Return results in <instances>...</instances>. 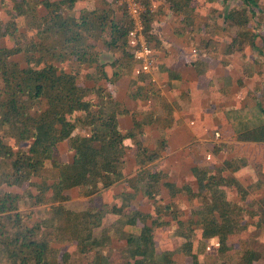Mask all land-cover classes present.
<instances>
[{"label":"trees","instance_id":"trees-1","mask_svg":"<svg viewBox=\"0 0 264 264\" xmlns=\"http://www.w3.org/2000/svg\"><path fill=\"white\" fill-rule=\"evenodd\" d=\"M11 1L8 21L0 16V39L13 42L11 47L0 48V264H58L61 251L63 263L77 254L81 264H113L108 251L113 240L125 243L122 264H178L176 255L190 258V264H211L202 259L204 248L216 246L224 255L231 250L233 237L251 227L262 229L264 198L252 199L256 188H245L238 180L246 159L225 158L222 166L213 169L193 167L195 190L171 182L161 167L168 149L165 134L153 146L141 139L147 128L155 126L164 132L171 124L172 108L162 104L142 68H135L132 52L139 44L130 39L132 22L117 0H103L93 10L81 8L82 0ZM232 1L221 0L225 5ZM170 2L175 13L186 14L182 20L186 22L187 10L193 8L191 0ZM260 2L240 0L241 8L227 6L223 29L236 27L238 31L227 44L226 54L255 45L258 32L252 21L262 13ZM144 5V35L155 47L159 44L153 34L156 14L148 3ZM215 42L204 41V48ZM18 56L25 62L17 60ZM125 76L131 77V97L141 103L153 100L163 108L164 118L155 113L139 117L116 99L109 86L101 84L105 81L114 88ZM127 115L133 128L124 131L120 119ZM238 139L264 142V125ZM127 140L134 144L137 165L131 178L125 176L132 149ZM66 142L73 156L60 161L59 146ZM219 152L215 148L214 153ZM48 162L55 170L51 175L46 174ZM25 186L26 200L32 206L50 204L49 218L30 219L20 210L24 196L6 190ZM121 186L101 206L91 203L78 211L65 205L75 189L92 201ZM140 195L152 204L149 212L135 206ZM179 196L188 198L191 209L179 207ZM113 215L112 225L106 227ZM164 227H175L172 237L184 242L161 250L156 229ZM195 231L200 232L198 247L196 235L191 237ZM261 258L257 250L245 248L239 264H259Z\"/></svg>","mask_w":264,"mask_h":264},{"label":"crops","instance_id":"crops-1","mask_svg":"<svg viewBox=\"0 0 264 264\" xmlns=\"http://www.w3.org/2000/svg\"><path fill=\"white\" fill-rule=\"evenodd\" d=\"M88 1L82 0L79 6L88 9L84 7V2ZM202 1L191 0L193 8L187 10V23L182 21L186 14L175 13L170 0L164 3L162 12L151 7L156 14L153 34L159 44L152 46L156 66L144 74L158 90L162 104L172 108L168 115L171 124L165 126L164 132L155 126L151 128L159 137L168 135V149L161 167L169 174L171 182L180 187L188 184L197 190L193 167L213 169L222 166L225 158H244L247 165L241 167L238 180L245 188H256L251 198L260 201L264 198V142L242 141L238 136L264 125V34L259 33L264 24L257 26L254 46L243 52L226 54L224 41L231 39L223 26L230 4L225 5L221 0ZM260 10L264 14V0L260 2ZM237 31L235 27L228 35L234 37ZM210 40L219 41V46L209 49L201 46L202 42ZM135 68L138 71L142 67L136 63ZM125 78L131 82V77L125 76L114 86L116 90ZM124 105L131 110L127 103ZM162 109L159 107L153 112L164 118ZM141 112L139 117L144 115V111ZM120 124L124 131L133 128L130 115L123 116ZM126 143L132 148L130 153H135L134 144L130 140ZM215 148L220 149L218 155L214 153ZM130 167H134V171ZM136 172L135 158L132 165L128 160L126 178L133 177ZM118 193L106 192L104 199L112 200V195ZM236 199L240 201V197ZM177 201L183 203L182 210L191 209L186 196H179ZM197 204L195 201L194 205Z\"/></svg>","mask_w":264,"mask_h":264},{"label":"rangeland","instance_id":"rangeland-1","mask_svg":"<svg viewBox=\"0 0 264 264\" xmlns=\"http://www.w3.org/2000/svg\"><path fill=\"white\" fill-rule=\"evenodd\" d=\"M2 3V8H3V12H1V19L8 21L9 17L7 15V9L6 7L9 9L11 7V0H0V2ZM112 1V0H109ZM143 3H148L149 6L151 7H156L158 10L160 9L161 12L163 11V9L165 8L164 3L166 4L169 0H142ZM204 1V0H203ZM202 1V2H203ZM103 1L102 0H90L88 2H84V7L87 6L88 9L93 10V9H97L99 7H101ZM230 8L231 9H238L241 8L240 5V0H234L230 3ZM253 21H252V26L256 27V29L258 28L257 26H259V23L262 25L264 24V14L263 13H257L254 17H253ZM263 21V22H261ZM224 27V26H223ZM261 27V26H260ZM232 31H234L233 29H229L227 30V36L229 37V39L232 40L233 35L229 33H231ZM260 34H264V29L262 28L261 31H259ZM26 38V37H25ZM24 38V39H25ZM219 41H216V45L219 46V44L217 43ZM227 44L230 42V40H226L224 41ZM215 45V46H216ZM11 47L13 46V42L10 40H7V38H3L0 39V48L2 47ZM201 46L204 48L205 45L203 44V42L201 43ZM213 46V45H212ZM211 46V47H212ZM227 47V45H226ZM17 60H19L21 63H24V57L22 56H18L16 57ZM108 72L110 75H112V70L111 68H107ZM89 85H92V83H88ZM103 85L105 86H109L110 90L113 91V93H115V97L118 101H120L122 103V105L124 104H128V107H130V109L134 112H137V114L140 115V113H142L141 111H144V115H150L153 111L157 112V108H159V106H157L155 104V102H146V101H142V103L140 101H136L135 99H133L131 96V92H133V89L130 87V79L129 78H125V81L122 82V86H120L118 88V90H116L115 88H113L112 86H110L108 83H106L105 81H102ZM116 90V91H115ZM117 92V93H116ZM153 112V113H154ZM146 136H142L141 139L143 140V142H145V145H149V146H153L155 144V142L159 139V134L157 132H154L153 134V129L151 128H147L146 132L143 133ZM166 137H168V135H165ZM59 159L60 161H70L72 159L73 154L70 152L68 143H63L59 146ZM134 151H132V153H130L129 155V161L132 165L133 160H134ZM131 171H134V167H130L129 168ZM53 172H55L53 165L51 162L47 163L46 166V174H53ZM33 189V188H32ZM6 190H10L13 192H16L22 196H24V200L23 202L21 201L20 203V207H21V211L22 212H26L29 214L30 219L34 220V221H41L43 219L49 218L51 216V206L50 204L48 205H43V206H32L31 205V201L30 200H26L28 198L27 197V190H26V186L23 188H16V187H12V188H6ZM121 190V187H116V189L111 190V192H119ZM33 191L35 192V190L33 189ZM82 191L75 189L72 191V200L68 203H66L65 205L67 206V208L69 209H74V210H78L81 211L85 208H87L89 206V204L93 203L96 206H101L104 203V198L102 195L96 196L94 197V199L92 201H90L89 198H85L81 195ZM164 193L166 194V191L164 190ZM165 199H169L168 194L164 195ZM237 198V197H236ZM234 197V199H236ZM237 200V199H236ZM183 203H178L179 207H181ZM135 206H137V208L141 209L144 212H149L150 210H152V204L146 200L145 198H143L141 195L139 196V198L137 199V202H135ZM113 216H109V220H107L106 222V227H110L111 221L113 220ZM185 219H187L185 217ZM111 224V225H110ZM174 230L175 227H170V228H160V229H156V234H157V241H158V245L159 248L161 250H167V249H173L175 247H177L178 245H180L181 243L184 242L183 239L180 238H173V234H174ZM99 235L101 234V229L97 230V232ZM196 235V247H198V240H199V235L200 232L199 231H195L191 237L194 238V236ZM230 245L231 250L224 255H221L217 252V247L213 246V247H206L204 248V251H201L202 253V259L206 262H209L211 264H222L224 262H227L228 264H239L240 263V258H241V252L243 249L245 248H251L254 250H257L260 255H261V260L259 261V264H264V226L262 227V229H256L251 227L250 231L246 232V233H242L239 234L235 237H233L231 239V243ZM56 249H60V245L55 244L54 245ZM125 243H118L116 242V240H113L112 245H110V250L109 254L111 255L112 259H113V264H122L124 262V257H123V250L125 249ZM62 255H63V251H61L58 254V258H57V263L58 264H81V260L82 258L79 255H72L71 261L67 262V263H63V259H62ZM176 261L178 264H190L191 263V259L184 256V255H176L175 257Z\"/></svg>","mask_w":264,"mask_h":264},{"label":"built area","instance_id":"built-area-1","mask_svg":"<svg viewBox=\"0 0 264 264\" xmlns=\"http://www.w3.org/2000/svg\"><path fill=\"white\" fill-rule=\"evenodd\" d=\"M120 6H123L132 22V29L129 32L131 40L139 44L138 48L133 50V57L136 63L140 64L145 73H150L156 66V59L153 55V49L145 38L144 14L146 7L142 0H117ZM219 137V135H217Z\"/></svg>","mask_w":264,"mask_h":264}]
</instances>
